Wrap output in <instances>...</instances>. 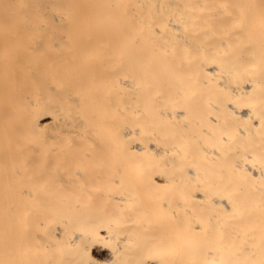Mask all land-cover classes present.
<instances>
[{"label": "bare ground", "instance_id": "1", "mask_svg": "<svg viewBox=\"0 0 264 264\" xmlns=\"http://www.w3.org/2000/svg\"><path fill=\"white\" fill-rule=\"evenodd\" d=\"M0 264H264V0H0Z\"/></svg>", "mask_w": 264, "mask_h": 264}]
</instances>
